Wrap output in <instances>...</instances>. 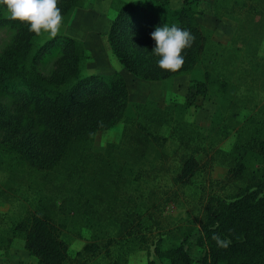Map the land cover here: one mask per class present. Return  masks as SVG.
<instances>
[{
  "label": "rangeland",
  "instance_id": "374dc122",
  "mask_svg": "<svg viewBox=\"0 0 264 264\" xmlns=\"http://www.w3.org/2000/svg\"><path fill=\"white\" fill-rule=\"evenodd\" d=\"M99 1L83 0L80 9L97 6ZM106 1L112 20L116 12L111 0ZM235 16L239 21L224 43L227 51L218 83L195 93L191 80H203L202 69L196 70L177 76L169 89L161 88L166 93L163 104L145 98L135 114L136 102H129L130 111L117 124L119 140L111 143L106 131L98 133L91 142L92 156L85 161L79 163L74 154L53 170L31 171L17 163L5 144L0 145V264H38L13 228L41 210L51 215L68 245L67 264H147L149 260L169 264L158 252L178 245L185 247L193 264H201V201L212 194H233L242 185L241 180H223L235 164L238 148L245 147L241 152L247 173L264 169V156L248 148L254 140L264 142V16L254 18L243 11ZM84 18L75 21L74 12L57 35H81ZM12 36L8 28L0 29V50L11 45ZM88 45L90 59L84 74L95 73L91 61L100 71L109 69L106 65L124 70L105 38L95 34ZM56 59L55 53L46 56L39 71L48 76ZM223 81L228 84L225 89L220 87ZM0 101L11 109L14 106L7 97ZM150 134L167 140L154 143ZM130 135L148 141L129 146ZM189 154L195 155L201 169L190 184L181 185L174 177ZM85 244H92L94 250L77 257Z\"/></svg>",
  "mask_w": 264,
  "mask_h": 264
},
{
  "label": "trees",
  "instance_id": "16d2710c",
  "mask_svg": "<svg viewBox=\"0 0 264 264\" xmlns=\"http://www.w3.org/2000/svg\"><path fill=\"white\" fill-rule=\"evenodd\" d=\"M82 1L58 0L62 25L69 23ZM199 2L184 0L180 8L173 9L170 0H111L116 13L106 41L112 55L134 77L159 81L165 89L170 88L168 84L175 77L202 69L203 80L191 81L195 82V93L206 92L219 81L218 69L227 46L214 41L211 31L198 23ZM241 11L254 18L264 16V0H215L217 18L238 23L235 14ZM165 23L187 28L194 36L191 45L182 50L184 62L175 71L159 67L158 56L152 52L154 40L150 33ZM2 28L11 30L13 36L11 45L0 50V97L12 99L14 106L11 109L0 101V145L5 144L16 155L17 163L31 171L53 170L74 154L79 163L85 161L92 156L94 137L123 122L130 111L125 80L118 73L84 74V64L90 56L79 40L57 34L41 39L48 32L29 31L26 22L12 19L0 5ZM52 53L57 54V59L46 76L38 68ZM227 85L223 81L220 87L225 89ZM143 105L136 102L134 113H139ZM150 138L159 144L167 140L154 134ZM147 141L129 136V146ZM243 148L237 149L235 164L223 179L229 183L241 180L242 185L233 194H212L200 203L202 235L198 244L204 249L201 264H264V169L247 173ZM248 148L263 158V141L254 140ZM200 169L195 155H186L174 180L190 184ZM13 231L21 236L25 250L38 264H67L68 245L45 210L24 217ZM214 232L229 238V245L218 246L212 238ZM93 250L92 244H85L76 256ZM158 253L169 264H193L183 245ZM147 264L163 263L149 260Z\"/></svg>",
  "mask_w": 264,
  "mask_h": 264
},
{
  "label": "crops",
  "instance_id": "0c3cea01",
  "mask_svg": "<svg viewBox=\"0 0 264 264\" xmlns=\"http://www.w3.org/2000/svg\"><path fill=\"white\" fill-rule=\"evenodd\" d=\"M183 1L184 0H170V6L173 9H178L182 6ZM99 2L100 4H98L97 6L82 9L78 8L75 10V21L78 20L79 16L86 18L82 19L83 21L81 20L82 22L80 23V26L82 27V34L72 38L81 41L85 49L88 48L90 50V47L88 45V38L93 37V35L95 34H98L102 39H106V32L111 20L109 18V14L106 11L107 1L100 0ZM214 4L215 0H200V2L198 3L199 13L196 17L197 21L204 29L211 31L214 41L222 44L228 43L235 32L236 23L229 18H217L214 12ZM99 5H102L103 8H101V6ZM101 27H103V29L99 30V28ZM92 57L94 60L93 55ZM92 62L93 61H91V68H94V74L111 75L114 72H118L123 77L127 85L129 102H141L145 98L153 102L156 101L159 104H163L165 102L166 93L165 90L163 91L161 89V82L147 81L152 83L144 84L142 81H140L141 79L134 77L125 68H123L124 70H122L117 67L112 68V65H106L107 67H109V69L104 68V71H100L97 70L95 66H93L94 62ZM177 78L178 77L172 80L173 84ZM120 134L121 128L118 125H115L111 129L106 131L105 136L108 142L116 143L119 140Z\"/></svg>",
  "mask_w": 264,
  "mask_h": 264
},
{
  "label": "clouds",
  "instance_id": "9594fccd",
  "mask_svg": "<svg viewBox=\"0 0 264 264\" xmlns=\"http://www.w3.org/2000/svg\"><path fill=\"white\" fill-rule=\"evenodd\" d=\"M0 5L6 8L12 19L26 22L29 31L38 34L46 31L54 36L63 24V15L57 6L58 0H0ZM150 36L154 40L152 52L158 56V66L170 71L182 66V50L189 47L194 39L189 29L166 23L156 26ZM212 238L220 247H227L231 242L229 238H221L215 232Z\"/></svg>",
  "mask_w": 264,
  "mask_h": 264
}]
</instances>
